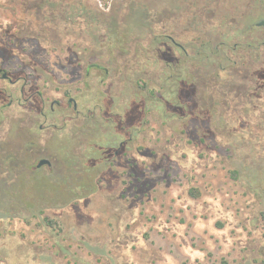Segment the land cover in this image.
Listing matches in <instances>:
<instances>
[{"label": "rangeland", "instance_id": "rangeland-1", "mask_svg": "<svg viewBox=\"0 0 264 264\" xmlns=\"http://www.w3.org/2000/svg\"><path fill=\"white\" fill-rule=\"evenodd\" d=\"M88 1L103 12L118 11L121 23L128 13L127 25L135 31L133 19L140 21L143 36L146 14L152 28L181 44L211 26L244 27L264 16L258 8L264 0ZM57 24L66 53L60 55L51 44L11 43V55L0 57L2 63L12 73L25 64L49 69L59 86L81 82V93L86 89L97 98V115L120 114L122 125L139 133L127 156H119L123 165L135 164L102 172L104 149L117 136L96 132L93 144L78 129L73 134L81 139L76 135L74 140L70 127L51 135L38 131L28 141L30 152L18 125L7 134L12 120L1 121L3 264H264V220L259 217L264 212V103L243 96L233 100L225 90L203 94L202 89L205 111L198 132L179 118L145 115V105L144 115L132 120V108L143 102L132 82L138 76L114 68L122 56L103 32L91 34L72 24L69 29L76 32L66 34L67 24ZM5 40L0 46L9 48ZM69 48L83 60L90 58L97 70L81 74ZM13 150L20 165L6 172L3 156ZM40 156L57 160L56 172L48 167L32 171Z\"/></svg>", "mask_w": 264, "mask_h": 264}, {"label": "trees", "instance_id": "trees-1", "mask_svg": "<svg viewBox=\"0 0 264 264\" xmlns=\"http://www.w3.org/2000/svg\"><path fill=\"white\" fill-rule=\"evenodd\" d=\"M40 11L63 13L53 22H64L68 28L76 24L94 34L103 32L110 48L120 53L125 62L122 64L119 63L121 59L118 60L114 68L128 69L138 76L132 82L138 90L136 96L143 99L145 115L155 113L163 121L179 118L186 123V128L192 127L197 132L205 111L203 98H200L202 89L203 94L206 89L205 93L209 95L222 93L218 89L224 83L221 82L222 68H225L226 76L233 68H245L248 61L242 53L245 49H259L258 45L242 42V34L234 26H211L195 41L180 44V48L169 39V35L174 38L172 34L152 28L146 14L141 18L146 32L143 36L140 21L132 18L137 27L135 31L127 25L128 13L121 23L118 11L103 12L88 0H0V23L10 26L9 35L17 39L41 40L43 31L40 27L44 18L37 15ZM68 31V34L72 33ZM3 262L0 257V264Z\"/></svg>", "mask_w": 264, "mask_h": 264}, {"label": "flooded vegetation", "instance_id": "flooded-vegetation-1", "mask_svg": "<svg viewBox=\"0 0 264 264\" xmlns=\"http://www.w3.org/2000/svg\"><path fill=\"white\" fill-rule=\"evenodd\" d=\"M258 8L264 14V2H262ZM255 10L256 9H253V11ZM61 16H63V13L54 11L50 13L44 11V13L39 16L44 18V23L40 27L43 31L41 40L30 38L17 39L9 35L10 26H4V24L0 23V32H2L0 33L2 35L0 36V41L6 39L5 41L10 45L9 48L6 46H0V57L9 58L8 55H11L10 51L12 49H10V47L12 44L22 45L31 41L39 45H43L44 43L51 44L53 50L59 52L60 55L66 53L64 51L65 47L61 46L62 44L58 41L61 39L60 37H62L58 31L60 30V27L57 24L59 22H53L54 18ZM263 20L264 16L255 19L251 24L248 23V25L244 27H242L240 23H237L236 26L234 25V27L242 34V42H250L258 45L259 49L258 51H255L254 48H251V50L245 49L242 53L248 61L245 68H233L228 73L229 76L224 74L225 68H222L221 76H223V78L222 80L219 79L227 85H219L218 89L223 93L229 92L234 94L233 100H235L234 98L238 99L243 96L247 100L250 98V100L255 99L259 100L260 103H264V27L259 25ZM63 30L66 34L69 33L68 30L72 33L76 32L68 27H65ZM89 31V33L92 34L90 29ZM162 33L165 34L164 32ZM168 37L173 44L182 48L180 45L181 43L176 41L175 37L173 38L170 35ZM69 55L75 58L81 74L90 76L94 69L97 70V66L94 63H91L89 60L90 58L83 60V58L80 57L79 52H73L72 49L69 48ZM105 72L107 73L109 71L106 70ZM118 72L127 75L126 73L128 72V69L118 70ZM80 83L59 86L57 85V80L51 70H39L30 67V64L22 65L19 70L12 73L6 69L0 59V122L8 118L12 120L7 134H10L14 124L15 126L18 125L17 127L20 129V132L25 136V144L29 146L28 151L30 152H32V146L28 141L32 140V137L38 135V131H46L47 135H51L53 131L63 132L67 127H70L71 137L74 140H77V134L73 133H75L74 131L77 132L78 129L82 136L93 144L96 142L94 138V133L96 132L117 136L119 139L112 144L108 143V146L104 149L107 152L103 156L102 162H106V165L102 172H105L108 169L110 170L112 167H117L121 171L124 165L126 167L133 166L135 163L129 159L128 160L132 165L128 163L129 161L123 165L120 160L121 157L119 156H127L125 155L126 152H128L131 147L133 148L134 140L137 139L139 133L132 126L124 127L122 125L123 116L120 114L106 112L105 115L107 118L97 115V108L101 109L96 103L97 98L93 96L94 99H92V97H90V92L88 93L86 89L82 90L81 93ZM85 87L87 86L85 85ZM89 90H94V87L89 86ZM143 106L144 103L138 101L136 107L132 108L131 115L130 113L127 115H130L132 120L137 119L139 115H144ZM41 122L45 123V126L39 124ZM115 122H118L119 126H122L117 129L114 126ZM77 136L81 139L80 134ZM16 150H13L8 156H3L2 165L7 169L5 170L6 172L16 171L17 167L20 165L19 162H16L20 157L19 152ZM110 158L113 159L110 160ZM9 159L11 160L9 161ZM38 159L33 161V164L31 165V169H33L32 171L35 173L40 172L43 167H48L51 172H56L55 169H58L57 160L55 163L52 159L42 156ZM42 160H46L48 163L38 167V164ZM36 161L38 162L36 163ZM34 163H36V165ZM119 164H121L122 167L119 166ZM90 165L93 168L95 167L92 163ZM94 182L96 185L98 184L97 180ZM75 185L76 184L72 187H75ZM259 217L264 220L263 211L259 213Z\"/></svg>", "mask_w": 264, "mask_h": 264}, {"label": "water", "instance_id": "water-1", "mask_svg": "<svg viewBox=\"0 0 264 264\" xmlns=\"http://www.w3.org/2000/svg\"><path fill=\"white\" fill-rule=\"evenodd\" d=\"M259 25L264 27V20H263L262 22H260ZM47 163H48V161H46V160H42V161L38 164V167H41L42 165L47 164Z\"/></svg>", "mask_w": 264, "mask_h": 264}]
</instances>
